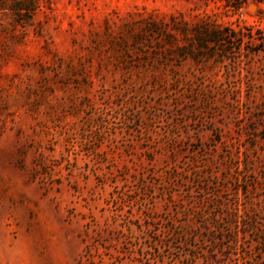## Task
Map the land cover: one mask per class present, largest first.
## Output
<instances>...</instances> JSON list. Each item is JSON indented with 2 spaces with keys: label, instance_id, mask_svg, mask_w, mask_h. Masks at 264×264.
Instances as JSON below:
<instances>
[{
  "label": "rangeland",
  "instance_id": "obj_1",
  "mask_svg": "<svg viewBox=\"0 0 264 264\" xmlns=\"http://www.w3.org/2000/svg\"><path fill=\"white\" fill-rule=\"evenodd\" d=\"M197 220L264 264V0H0V264H182Z\"/></svg>",
  "mask_w": 264,
  "mask_h": 264
},
{
  "label": "trees",
  "instance_id": "obj_2",
  "mask_svg": "<svg viewBox=\"0 0 264 264\" xmlns=\"http://www.w3.org/2000/svg\"><path fill=\"white\" fill-rule=\"evenodd\" d=\"M240 6H238L239 8ZM207 33V30H206ZM200 39L204 40V37H201ZM217 224L216 220H197L192 221L188 224H185L181 228H177L178 230H174L176 232V236L180 242H184L183 245L179 244L178 247L175 249L171 248V245L167 242L166 239L161 238L160 236H156L155 239L153 238V241L157 244V242L161 243L159 247L157 248L159 250V255L161 257H165V254H167L168 261L170 263H182V264H191L193 263L199 256L204 255L206 264H228V259L231 258L230 251L224 252V257L219 258L215 254L210 253L207 254L206 252H203V248H191V241L189 237L191 235H198L203 236V239L210 241L213 246L218 245L221 238L218 240V236L216 237L215 233L210 232V228L212 225ZM205 235V236H204ZM222 240V239H221ZM234 241L237 239L234 238ZM218 242V243H217ZM223 243V240H222ZM163 249V250H161ZM165 253V254H164ZM158 255V256H159ZM157 262H159L156 259Z\"/></svg>",
  "mask_w": 264,
  "mask_h": 264
}]
</instances>
